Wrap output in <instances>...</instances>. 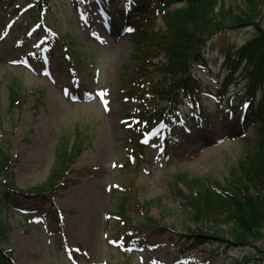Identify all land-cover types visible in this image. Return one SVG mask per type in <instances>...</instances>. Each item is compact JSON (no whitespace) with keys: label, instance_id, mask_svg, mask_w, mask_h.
<instances>
[{"label":"rangeland","instance_id":"1","mask_svg":"<svg viewBox=\"0 0 264 264\" xmlns=\"http://www.w3.org/2000/svg\"><path fill=\"white\" fill-rule=\"evenodd\" d=\"M128 1L52 0L43 11L38 0H0V146L15 159L12 180L22 190L41 187L64 133H77L83 146L66 176L69 186L51 202L16 195L7 203L2 212L10 229L1 247L11 250L13 264H264V225L251 246L211 239L189 248V230L214 236L227 226L194 222L173 189L179 174L222 184L245 156L254 131L242 122L241 103L228 117L206 101L207 121L170 131L174 144L165 145L161 133L147 146L129 144L124 116L140 108L122 95L134 64H128L133 27L124 23ZM229 1L244 6L242 0ZM156 23L162 27L160 19ZM252 32L217 34L206 45L207 63L195 65L191 74L218 88L225 52L243 45ZM49 33L70 49L57 37L47 45ZM16 88L18 101L12 103ZM125 185L132 202L151 203L143 215L155 225L122 242L114 239L124 233L116 235L110 216L114 192Z\"/></svg>","mask_w":264,"mask_h":264},{"label":"trees","instance_id":"2","mask_svg":"<svg viewBox=\"0 0 264 264\" xmlns=\"http://www.w3.org/2000/svg\"><path fill=\"white\" fill-rule=\"evenodd\" d=\"M47 1L50 0L39 3L47 6ZM242 3L243 8L229 0H130L125 16V23L133 26L129 39L134 48L128 64H134L122 95L137 102L140 108L124 116L129 144L143 146L142 138L160 124L171 129L206 120L203 108L206 101L229 111L242 102L245 121L253 127L254 136L246 140L245 156L229 169L222 184L176 176L174 192L181 197L194 222L208 220L227 226L226 230H215L214 236L189 230L187 236L192 240L189 248L210 243L211 239L225 242L224 246L228 247L251 246L261 236L264 225V24L261 20L264 0H242ZM176 4L181 5L171 9ZM157 10L162 27H157ZM244 28L252 29V36L235 50L225 52L222 62L225 74L219 75L218 88L191 74L195 65L207 63L206 45L217 34ZM49 37L50 44L57 37L66 50L70 49L59 35ZM69 44L73 46L72 41ZM16 89L12 91V103L18 101L20 92ZM54 147V162L46 181L41 187L22 190L12 180L13 172L9 170L15 159L0 146V243L7 240L10 229L2 211L14 196L25 201L51 202L60 190L69 186L71 180L66 176L81 153L82 142L77 133L72 136L64 133ZM129 192L127 185L116 188L117 200L110 216L117 228L116 235L124 233L120 234L123 239L155 225L143 215L151 203L138 205L131 201ZM10 254L11 250L0 244V264H12Z\"/></svg>","mask_w":264,"mask_h":264},{"label":"snow or ice","instance_id":"3","mask_svg":"<svg viewBox=\"0 0 264 264\" xmlns=\"http://www.w3.org/2000/svg\"><path fill=\"white\" fill-rule=\"evenodd\" d=\"M129 31H131V29H128ZM100 95H101V97L103 98V93H100ZM105 103H106V101H105Z\"/></svg>","mask_w":264,"mask_h":264}]
</instances>
